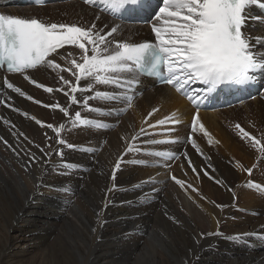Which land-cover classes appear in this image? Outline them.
I'll return each instance as SVG.
<instances>
[{"label":"bare ground","instance_id":"obj_1","mask_svg":"<svg viewBox=\"0 0 264 264\" xmlns=\"http://www.w3.org/2000/svg\"><path fill=\"white\" fill-rule=\"evenodd\" d=\"M5 1L0 0V9L6 14L83 26L95 23L104 32L119 24L120 32L115 35L117 40L132 43L155 41L151 26L120 22L100 12L97 7L85 4L83 0L49 3L44 8L5 5ZM250 15L264 17L255 9ZM246 31L253 36H264V23L249 20ZM57 62L64 65L62 60L57 59ZM27 75L46 87H61L57 74L45 67L29 71ZM61 75L73 79L67 73ZM5 77L41 103H34L6 89L3 86ZM141 80L143 85L136 94L142 90L145 92L140 97L130 93L135 97L130 106L117 102L89 101L93 107L114 108L115 112L98 114L72 106L81 111L83 118L103 122L102 128H73L58 109L42 106L57 102L65 104L67 98L61 92L46 93L25 80L23 74L0 71V91L5 99L11 97L8 103L12 107L20 110L15 112L11 107L0 104V137L3 138L0 140V202H4L9 212L15 215V224L9 227L7 242L0 251V264H85L84 252L91 239L99 234L109 236L118 233L126 244L137 240L134 251H112L108 254L99 250L92 264H118L119 260L131 264L136 260L140 248L148 244V241L145 244L143 235V238L138 235H149L152 230L156 232L158 224L162 222L161 215L165 217L167 225L173 226L165 230L168 235L191 238L198 241V245L207 239L212 241L213 246L207 251H215V256L202 257L198 264H264V192L255 188L253 191L256 194H253L249 185L250 181L264 185L257 181L259 178L264 180V163L257 165L258 157L264 154L260 151L264 147V79L261 81L262 93L255 99L245 97L244 102H240L241 99L232 97L226 102L221 101L214 109L206 108L204 104L200 106V121L210 134L206 137L200 132L194 133L203 158L186 140L191 132V120L197 111L195 106L173 87H156L153 81ZM96 88L113 90L104 86ZM77 95L79 98L80 94ZM153 109L157 111L149 117ZM24 112L28 113L27 118L21 114ZM173 113L180 121L171 132L176 135H163L160 127H149ZM32 117L45 124H67L62 136L75 148L55 144L49 139L55 135L52 130L36 124ZM5 120L10 123L5 124ZM235 124L243 126L261 144L253 146L246 138L241 139L242 135L233 129ZM141 128L149 135H141L133 140L132 137L139 134ZM19 138L26 141V151L18 148ZM169 139L178 140V145L144 143L147 140ZM129 144L140 147L141 151L129 152ZM22 145L25 144L22 142ZM48 145H51V149ZM40 149H44V152ZM55 149H62L63 159L53 151ZM50 151L51 156L44 155ZM157 151L180 155L176 176L181 181L186 179L185 176L188 177L187 181L191 178L198 180L188 188L186 194L189 193V197L173 184L166 183L163 174L164 165L168 162L165 159L162 161L163 157L151 154ZM14 152L20 154L24 164L12 161L16 160L11 157ZM185 153L199 175L188 166ZM31 154H35L37 162L30 159ZM117 159H121V165L113 179ZM64 161L68 162V167H65ZM155 163L160 168H152L151 165ZM25 164H34L32 169L37 171L28 174L24 170ZM247 167L252 169L251 175L247 174ZM204 170L215 178L212 180L220 187L207 181ZM228 188L235 189L237 193L232 196ZM204 203L207 206H203ZM234 204L238 205L236 210H233ZM221 205L223 207H219ZM237 210L245 212L239 214ZM124 225H127L130 233L125 234L128 232L126 229L118 231L113 228ZM63 226L67 228L63 230ZM54 247H61L64 251H49ZM32 254V260H27L26 257Z\"/></svg>","mask_w":264,"mask_h":264},{"label":"snow or ice","instance_id":"obj_2","mask_svg":"<svg viewBox=\"0 0 264 264\" xmlns=\"http://www.w3.org/2000/svg\"><path fill=\"white\" fill-rule=\"evenodd\" d=\"M83 2L97 7L100 12L117 20L133 15L146 16L147 19L141 22L150 24L155 41L132 43L117 40L115 35L120 32L119 24L104 32L103 29L97 28L95 23L83 26L77 23L46 22L37 17L26 18L0 12V69H6L8 73L23 74L25 80L37 88H42L46 93L61 92L67 98L65 104L57 102L42 106L58 109L65 118H68L73 128L77 126L102 128L103 122L83 118L81 111L73 109L72 106L98 114H104L106 111L115 112L116 109L93 107L89 101L117 102L130 106L135 98L130 93L138 85V78L147 75L171 85L177 93L195 106L197 111L191 120V133L200 132L207 137L210 134L200 121V106L217 90H244L257 82L258 75L264 76V36H253L246 31L249 20L264 23V17L250 15L254 6L264 10V0H158L155 8L153 0H83ZM62 49L63 52L60 51ZM57 59L64 61V65L58 63ZM38 67L55 72L61 87L57 89L46 87L27 75L30 70ZM62 73H67L73 79L66 78L61 75ZM82 81L86 83L82 84ZM3 86L27 100L41 103L26 95L6 77ZM96 86L113 90H98ZM10 100V96L5 99L3 92L0 91V104L11 107L12 111L20 112L18 108L8 103ZM156 111L157 109H153L149 117ZM21 114L28 117L26 112ZM35 122L52 130L55 135L49 139L55 144L75 148V145L69 144L62 136V131L68 127L67 124L60 123L58 126L45 124L39 119H35ZM179 122L177 115L173 113L149 127H160L163 129L161 134L170 136L174 131V125ZM4 123L9 124L10 121L5 120ZM236 127L242 133L241 139L247 138L253 146L261 144L259 139L252 137L239 124ZM141 135L149 133L141 128L140 133L134 135L132 139L137 140ZM0 140L3 138L0 137ZM186 140L200 153L192 135H188ZM161 142L179 141L175 139L144 141L146 145ZM4 143L8 144L7 141ZM48 147L51 149V145ZM40 150L44 152V149ZM127 150L140 152L141 148L129 144ZM53 151L63 159L62 149ZM260 151L264 152V147H261ZM51 154V151L44 153L45 156ZM151 154L168 161L177 158L176 154L168 152L157 151ZM30 159L37 162L35 154H31ZM185 159L192 171L199 175L186 153ZM64 165L68 167V162L64 161ZM120 165L121 159H117L112 173L113 179ZM246 171L251 175L252 169ZM204 175L215 179L207 170H204ZM172 179L183 186V181L175 177ZM249 185L262 187L251 181ZM228 191L232 189L228 188Z\"/></svg>","mask_w":264,"mask_h":264},{"label":"rangeland","instance_id":"obj_3","mask_svg":"<svg viewBox=\"0 0 264 264\" xmlns=\"http://www.w3.org/2000/svg\"><path fill=\"white\" fill-rule=\"evenodd\" d=\"M236 125L237 124H235L233 126V129L236 132H238L240 135H242V133H240V131L236 127ZM186 126H188V125H186ZM241 127L243 128V126H241ZM170 135H176V133L170 134ZM262 135H263L262 139L264 141V134H262ZM251 136H253V135H251ZM22 142L25 145H22ZM26 144H27L26 141L20 140V138H19L18 145H17L18 148L22 149L23 151H26ZM164 144L168 145L166 143H164ZM172 145H175V144H172ZM193 149L195 150V148H193ZM185 150H186V147L184 148L183 152H185ZM13 154L11 157L15 158L16 160L14 161V159H12V161L13 162L17 161V162H20V164H22L23 159L22 160L20 159V158H22L19 156L20 154L18 153L19 154L18 155L16 152H14ZM203 157H204V155H202L200 158H203ZM179 158H180V155H177L176 159H173L170 161L166 160L165 158H161L162 161L165 159L164 161L168 162V164L170 165V167L164 165L165 166L164 167L165 172H164L163 176H165L166 183L173 184L175 187H177L178 191L182 190L181 192L185 195L189 191L188 188L190 187L191 183H193V182L196 183V182H198V180H196V179L194 180V178H191V179H189V181H187L188 177L185 176L186 179L183 180V182H184L183 186L175 183V181L172 179V177H175L176 179L179 178L178 175L176 176V167H177V163H179V160H178ZM31 163H33V162L31 161ZM263 163H264V154H262L260 157H258L257 165L262 166ZM252 164H254V162H252ZM252 164H249V165L252 166ZM26 165H27V167H25ZM34 166H35L34 164H29V165L25 164L24 165L25 172H28V174H32L34 171H37V170L32 169ZM151 166H152V168H160V165H158L156 163H155V165H151ZM142 169H144V168H142ZM247 169H250V168L247 167L246 170ZM261 170H263V168ZM193 174H195V173H193ZM247 174H248V172H247ZM179 180H181V179L179 178ZM207 181L208 182L212 181L211 183H214L217 187H220L219 183H215L209 177L207 178ZM257 181L264 183V180H262L260 178L257 179ZM260 185L262 186L263 184H260ZM255 188L256 187H252V189H251V192L253 194L255 193L253 191V190H255ZM231 189H232V191H228V192H230V194L233 196L237 193V191L233 188H231ZM258 189H260V188H258ZM186 195H188L186 197L190 196L189 193ZM103 200L101 201L102 203H103ZM52 206L54 207V206H56V204H52ZM203 206H207V204L204 203ZM237 207H238V205L234 204L233 210H236ZM8 209H9L8 206L4 202H0V251H2L4 249L5 244L7 242L6 236H7L9 227L12 224H15V221L13 220L15 217L14 212H9ZM98 209H99V206H98ZM237 212L239 214H242L245 211L244 210H237ZM161 216H162L161 217L162 222L159 223L160 225L158 224V227L156 228V232H153V230H152L149 235H144V233H142L141 235H138V237L141 236L142 238L144 236L145 244L147 241H148V244L146 245V247L140 246L141 248H140V250L136 256V260L134 262H132L131 264H198V261L202 257L212 258L215 256V251H207L208 249H210L213 246L212 241L210 239L205 240L202 245H198L197 244L198 241H195L191 238L186 239V238H182L181 236L175 237L172 235H168L167 232H165V230L172 229L173 226H172V224L167 225L165 217L163 215H161ZM255 219H257V218H255ZM64 227L67 228V226H63L62 229ZM113 228L118 229V231L119 230H125V229L128 231L127 225H124L122 228L121 227H113ZM63 230H65V228ZM62 233H63V231H62ZM128 233H130V232L128 231L125 234H128ZM133 235H135V234H133ZM136 238H137V236H136ZM135 241H137V240H135ZM135 241L134 242L131 241V243L126 244V243H124V241H122L120 239L119 233L118 234H112L109 236H104L103 234H99L94 239L90 240L91 243L88 246L86 245V250L84 252L85 257H86L85 264H92V260L94 259V255L99 250L106 251V253H108V254H111L112 251H134ZM49 251H64V250L61 247H54V248H51ZM33 257H34V254L29 255L28 257H26V259L32 260ZM118 264H125V263L123 261L119 260Z\"/></svg>","mask_w":264,"mask_h":264}]
</instances>
